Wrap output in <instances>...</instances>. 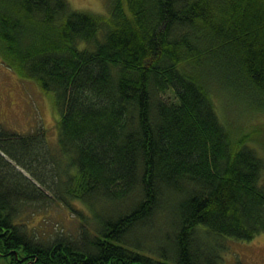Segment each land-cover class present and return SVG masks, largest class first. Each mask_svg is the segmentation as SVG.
<instances>
[{
    "label": "trees",
    "instance_id": "16d2710c",
    "mask_svg": "<svg viewBox=\"0 0 264 264\" xmlns=\"http://www.w3.org/2000/svg\"><path fill=\"white\" fill-rule=\"evenodd\" d=\"M0 57L59 111L57 151L0 126L9 264H222L264 233V140L216 101L264 112V0H0ZM53 205L78 228L31 224Z\"/></svg>",
    "mask_w": 264,
    "mask_h": 264
},
{
    "label": "rangeland",
    "instance_id": "374dc122",
    "mask_svg": "<svg viewBox=\"0 0 264 264\" xmlns=\"http://www.w3.org/2000/svg\"><path fill=\"white\" fill-rule=\"evenodd\" d=\"M79 11L106 13L109 0H68ZM172 97V92H167ZM217 106L225 115L238 136L250 135L255 141L264 140V112L254 111L249 106L232 102L219 94ZM59 111L54 103V94L45 93L30 79L19 76L3 63L0 57V126L10 132L28 133L45 129L53 151L58 149ZM32 225L45 236L56 234L61 227L73 231L78 228L74 214L60 205L39 210L31 215ZM225 245L222 264H264V233L251 240L220 238ZM9 256H0V264H9Z\"/></svg>",
    "mask_w": 264,
    "mask_h": 264
}]
</instances>
